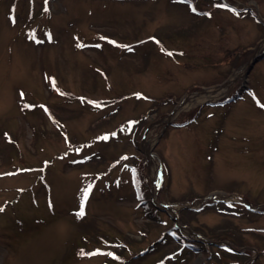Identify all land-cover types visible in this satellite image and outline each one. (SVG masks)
I'll return each instance as SVG.
<instances>
[{"label":"rangeland","instance_id":"374dc122","mask_svg":"<svg viewBox=\"0 0 264 264\" xmlns=\"http://www.w3.org/2000/svg\"><path fill=\"white\" fill-rule=\"evenodd\" d=\"M262 105L264 0H0V264H264Z\"/></svg>","mask_w":264,"mask_h":264},{"label":"trees","instance_id":"16d2710c","mask_svg":"<svg viewBox=\"0 0 264 264\" xmlns=\"http://www.w3.org/2000/svg\"><path fill=\"white\" fill-rule=\"evenodd\" d=\"M153 211L157 214L159 211L158 210H156V209H153ZM153 213V212H152ZM156 217H158V216H156ZM229 232H231L232 233V231H230V230H228ZM170 235V234H169ZM178 237V234H177V232L175 233V231H173V237ZM226 238H224V239H227V238H229L230 239V241L232 242V244H233V246H239L240 247V245L239 244H237L236 243V241L234 240V238H232V237H230V235H228V234H226V236H225ZM164 238V237H163ZM161 239L158 243H161L162 241H164V239ZM172 238V237H171ZM217 240H223V238L222 237H218L217 238ZM128 242V244L126 243V245L127 246H129L131 243V241H127ZM130 243V244H129ZM154 245V246H153ZM153 245H151V247L153 248V247H155V245H158L157 243L156 244H153ZM183 249L181 250V252L180 253H176V255H175V259H174V261H175V263H178V262H180L179 264H181V263H184L185 261H187V256L188 255H192V254H195L194 252L195 251H197V252H199V251H204V246H203V244L201 243V242H197V241H193V240H189V241H187V242H185L184 244H183ZM182 247H180V248H182ZM149 249V248H148ZM233 249H235V248H233ZM126 252V250L125 249H121L120 250V252H118V254H117V252H115L114 251V253H116L118 256L119 255H124V253ZM126 254V253H125ZM111 255L113 256V252H111ZM178 255V256H177ZM110 260H114L115 258L114 257H110L109 258ZM133 262V258H128V259H126L125 261H124V263L123 264H130V263H132ZM108 264H109V262H108Z\"/></svg>","mask_w":264,"mask_h":264},{"label":"snow or ice","instance_id":"6c2138e0","mask_svg":"<svg viewBox=\"0 0 264 264\" xmlns=\"http://www.w3.org/2000/svg\"><path fill=\"white\" fill-rule=\"evenodd\" d=\"M169 55H171V53H169ZM262 107H264V105H262ZM90 191H91V185L89 186L88 189L85 190V194H84V199H85V200H87V198H88V194L90 193ZM0 211H3V209L0 208ZM84 214H85V213H84V211H83V207H81V211L79 212V216H80V217H83Z\"/></svg>","mask_w":264,"mask_h":264},{"label":"bare ground","instance_id":"6f19581e","mask_svg":"<svg viewBox=\"0 0 264 264\" xmlns=\"http://www.w3.org/2000/svg\"><path fill=\"white\" fill-rule=\"evenodd\" d=\"M239 74V72H236V74L235 75H238Z\"/></svg>","mask_w":264,"mask_h":264}]
</instances>
